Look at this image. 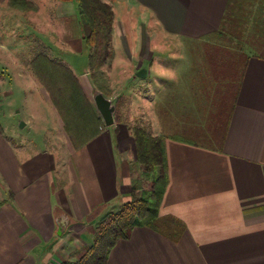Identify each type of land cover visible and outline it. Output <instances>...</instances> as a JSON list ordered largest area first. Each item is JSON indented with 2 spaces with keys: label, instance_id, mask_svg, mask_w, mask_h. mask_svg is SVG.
Masks as SVG:
<instances>
[{
  "label": "crops",
  "instance_id": "obj_1",
  "mask_svg": "<svg viewBox=\"0 0 264 264\" xmlns=\"http://www.w3.org/2000/svg\"><path fill=\"white\" fill-rule=\"evenodd\" d=\"M9 1L0 0V30H6L8 18L16 16L11 14L15 9L8 7ZM24 1L35 6L32 18L37 24L43 23L41 27L39 24V32L52 35L46 40L49 44L37 42L44 47L47 58L67 67L72 73L66 75L70 81H78L85 103L81 109L90 123L81 130L75 120L78 116L67 120V116L82 110L64 107L61 114L49 98L48 87L34 72L32 60L36 53H30L27 59L21 56L23 86L38 85L35 92L45 105H23L10 116L22 113V120L17 119L13 127L25 130L26 136L29 130L38 134L42 130L43 141L40 145L32 143L28 136L15 140L0 126V264H45L41 252L64 232L67 236L75 227L83 230L91 226L88 234H93L101 208L114 209L130 198L135 185L130 171L137 167L130 129L119 122L105 125L95 107L93 89L111 97L91 80L88 64L78 74L72 63L57 57L63 47L78 52L85 45L77 30L78 11L71 10L75 0H50L52 5ZM102 1L112 5L113 23L112 56L101 71L110 77L111 83L126 81L132 75H126L122 66L134 67L136 73L145 59L125 56L123 50L136 49L137 44L125 40L118 29L115 0ZM128 1L146 12L161 33L189 41L219 31L232 5V0ZM65 3L69 9L64 7ZM63 20L65 25L61 27ZM72 24L77 26L75 33ZM56 33L60 35L57 37ZM45 62L38 63V68ZM242 63L243 72L236 78L238 86L220 148H208L178 137L164 139L167 184L159 214L180 221L182 228L172 224L159 231L135 226L128 238L118 239L111 247L107 264H264V57L245 54ZM1 66L7 72L5 79H0V106L4 97L11 95L10 90L4 91L6 81L14 80L10 64H3L0 59ZM148 74L147 71L146 77ZM158 75L166 80L174 77L168 72ZM65 128L70 133L66 134ZM75 137L81 138L73 142ZM79 235L82 239L83 235Z\"/></svg>",
  "mask_w": 264,
  "mask_h": 264
},
{
  "label": "rangeland",
  "instance_id": "obj_2",
  "mask_svg": "<svg viewBox=\"0 0 264 264\" xmlns=\"http://www.w3.org/2000/svg\"><path fill=\"white\" fill-rule=\"evenodd\" d=\"M37 1L52 5L50 0H34V2ZM131 3L128 0L114 2L119 21L118 29L123 32L125 40L137 44L136 49L123 51L126 57L132 55L136 60L142 56L145 60L141 62L143 65L141 67L147 68L149 74L148 77L140 79L135 77L136 68L124 65L122 71L126 69V75H132L126 81L113 80L111 83L110 77L104 75L100 84L107 87L108 90L104 88V91L115 105L114 122H119L122 126L126 125L129 129L135 125L143 126L152 133L158 132L167 137L175 136L212 149L220 148L231 115L234 93L238 86L236 78L243 69L244 54H264V0H232L221 29L214 34L191 41L161 33L152 23L150 16L131 6ZM72 4L71 10L74 13L77 9L75 2ZM32 5L33 3L24 0L8 4L9 8L15 9L11 14L16 16L15 18L11 16L8 22L6 21L7 31L0 30V59L3 64H10L9 70L14 73V80L8 79L7 85H4V91L10 90L11 95L5 96L0 106V126L7 136L15 140H23L28 136L32 143L40 145L43 141L42 130L39 134L29 130L26 136L25 130L13 127L17 119L22 120V113L10 116V113L23 108V105L27 107L45 105L43 99L35 92L38 85L33 83L24 87L21 80L23 76L20 73L21 56L27 59L30 53L33 55L34 52L36 54L45 52L44 47L37 42L44 41L49 44L46 40L52 36L39 32V24L41 27L43 23L37 24L32 18L35 14L31 12L35 9ZM64 7L69 9V4L65 3ZM64 25L63 20L61 27ZM74 26L72 24V33H75L74 28H77ZM77 30L80 32L79 27ZM58 35L60 34L56 33L57 37ZM61 35L64 36L65 32ZM115 41H120V38H115ZM117 45L115 48L118 57L120 54L117 51ZM214 47L228 50L234 54L231 57L236 58L234 63L230 62L225 74L222 72L218 78L210 72L208 66L212 59L204 58L205 54L210 53ZM217 53L220 55L221 50H217ZM57 57L66 63H72L78 74H82L87 68L88 56L85 45L78 52L63 47L60 56ZM5 67H0V79L3 80L7 72ZM156 68L158 74L168 72L174 77L166 80L164 76L155 73ZM151 74L152 77H149ZM112 76H115L114 73ZM83 80L87 81L86 78ZM46 133L49 135L48 130ZM35 137L38 139L35 140ZM146 177L151 178L149 175ZM109 209L110 207L101 208L97 218ZM81 229L82 227H75L73 233L67 236L64 232L62 239L57 238L50 247L47 245L41 252V260L45 264H56L63 260L79 258L93 241V234H88L92 231V227L85 226L83 230ZM79 233L83 235L82 239L79 238Z\"/></svg>",
  "mask_w": 264,
  "mask_h": 264
},
{
  "label": "trees",
  "instance_id": "obj_3",
  "mask_svg": "<svg viewBox=\"0 0 264 264\" xmlns=\"http://www.w3.org/2000/svg\"><path fill=\"white\" fill-rule=\"evenodd\" d=\"M15 2L17 0H10L9 4L11 5ZM75 2L77 4L81 38L85 46H87L90 77L97 84L96 87L104 91L105 87L100 84L101 80L104 79L101 67L112 56V5L102 0H75ZM225 17L226 14L223 18V24ZM217 50H221L220 55L217 53ZM232 55L234 54L228 50L214 47L210 53L205 55V59H212L210 64L207 63L210 72L217 76V78L222 75V72L225 74L230 62H235L236 58L231 57ZM259 55L264 57L262 53H259ZM42 60L46 62L38 68V63H41ZM32 67L43 85L48 87L46 89L49 93V98L57 109L61 111V114L62 110L64 111L61 108L64 107L68 109L72 106L74 110H82L77 115L67 116L66 119L73 121L78 116L75 120L79 122V128L84 130L90 122H88V116L84 114V109H81L85 103L78 81L76 84L73 79L70 81L67 78L69 75L71 76V71L64 65L53 64L47 58L44 51L35 55L32 60ZM241 72H243V69ZM81 130L76 131L80 133ZM65 131L66 133H70L68 128H65ZM130 132L135 141L137 164L136 169H131L130 171V175L135 181V185L130 191V198L122 202L119 207L107 211L97 219L93 227V241L79 258L75 260H63L56 264H107V257L111 247L118 239L128 238L135 226H147L159 231L172 226V224L175 227L182 228L180 221L170 216L159 214L162 193L167 184L164 149V139L166 136L154 134L145 127L138 125L130 127ZM80 138H73V142L80 140ZM172 138L176 137L172 136ZM148 175L151 178L148 179L146 177Z\"/></svg>",
  "mask_w": 264,
  "mask_h": 264
},
{
  "label": "water",
  "instance_id": "obj_4",
  "mask_svg": "<svg viewBox=\"0 0 264 264\" xmlns=\"http://www.w3.org/2000/svg\"><path fill=\"white\" fill-rule=\"evenodd\" d=\"M135 75L139 78H144L147 75V70L142 67L136 71ZM92 99L95 107L97 108L99 114L103 119L104 124L107 126L113 124L115 105L112 103V101L109 98L105 97L102 92L97 89L92 92Z\"/></svg>",
  "mask_w": 264,
  "mask_h": 264
}]
</instances>
